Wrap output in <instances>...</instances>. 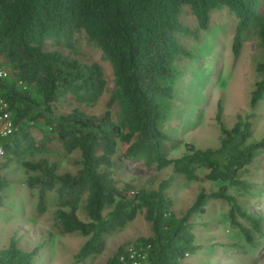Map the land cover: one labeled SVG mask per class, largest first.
Returning <instances> with one entry per match:
<instances>
[{"label":"trees","instance_id":"trees-1","mask_svg":"<svg viewBox=\"0 0 264 264\" xmlns=\"http://www.w3.org/2000/svg\"><path fill=\"white\" fill-rule=\"evenodd\" d=\"M264 0H0V110L7 113L9 129L0 132V163L16 158L24 172V184L34 190L35 209H45L46 193L54 192L53 226L60 233L77 232L84 238L73 253V262L100 253L104 235L122 227L142 211L149 233L123 240L106 255L102 264H186L192 253V215L203 211L208 198L228 204L226 215L243 239L253 244L251 231L262 235V216L248 213L228 192L230 186L245 189L238 171L251 160L253 151L264 153V136L251 138L252 111L235 113L226 126L216 100L214 121L218 128L215 146L198 147L183 142V150L172 157L162 151L167 135L159 127L167 116L179 69L176 55L184 53L174 35L192 33L179 19L182 6L195 16L197 28H205L209 8L225 6L237 20L231 52L237 55L241 34L253 27L258 45L264 49ZM83 30L100 49L112 73L106 107L89 113L73 106L55 112L52 104L69 94L76 102L91 104L105 88L100 65L79 61L57 48H43L46 39L59 43L73 31ZM254 69L257 77L249 91L250 107L264 93V53ZM114 104L115 110L110 106ZM34 131L39 139L34 138ZM55 140L71 152L76 150L75 170L57 171L54 160L43 155L44 141ZM26 156L24 157L23 155ZM139 162L156 169L169 166L186 180L202 177L218 181L216 188H200L187 206L176 213L166 192L168 178L155 186L120 184L114 170L124 163ZM8 179L0 170V191ZM1 203V192H0ZM81 212L82 216L79 215ZM235 215L246 221L239 224ZM36 246L26 250L11 235L0 247V264H31Z\"/></svg>","mask_w":264,"mask_h":264},{"label":"rangeland","instance_id":"rangeland-1","mask_svg":"<svg viewBox=\"0 0 264 264\" xmlns=\"http://www.w3.org/2000/svg\"><path fill=\"white\" fill-rule=\"evenodd\" d=\"M264 17V3L260 5ZM205 28H197L195 16L187 6H182L179 14L181 22L196 30L192 33L176 31L174 35L182 45L184 53L176 55L174 64L179 69L178 80L173 90V100L167 116L159 127L167 135L162 142V151L168 156H176L183 150V142L190 141L198 147L215 146L218 142V128L214 121L216 100H220L221 119L229 126L235 113L241 115L249 111L251 138L264 136V93L252 107L248 104L249 91L257 77L255 63L263 56L264 49L258 45L255 29L250 27L241 34V44L236 56L231 52V38L237 17L225 6L208 9ZM42 47L57 48L63 53L83 62H97L102 70L105 88L91 104L76 102L72 96H60L52 104L55 112L69 110L77 106L89 113H99L106 107L109 89L112 86V73L108 61L100 49L87 38L83 30L73 31L59 43L46 39ZM110 109L115 110L112 104ZM4 121L0 120V130ZM34 138L39 134L34 131ZM41 141V140H40ZM41 150L32 157L43 155L54 160L56 170L73 172L78 152L65 151L55 140L44 141ZM0 153V163L2 161ZM24 157L26 156L23 155ZM1 172L8 179L3 187L0 203V247L13 235L17 245L29 250L36 246L31 264H102L104 258L123 240L136 235L149 233L148 222L141 210L125 224L104 235V245L100 253L88 255L84 260L73 262V253L83 240L77 232L60 233L53 226L52 210L54 192L46 193L45 209H35L34 190L24 184V172L16 158L2 165ZM203 170L197 168L199 178L186 180L182 175L171 172L169 166L156 169L139 162L124 163L114 170V177L120 184L131 181L134 185L155 186L161 178H168L166 192L172 199L176 213L182 211L194 194L203 188L205 191L216 188L218 181L202 177ZM237 177L248 185L245 189L230 186L228 192L250 214L262 216V235L251 231L253 244L247 243L238 227L228 220V204L221 198H208L203 211L192 215V253L182 261L186 264H264V153L261 148L253 151L251 160L238 171ZM79 215L82 216L81 212ZM235 220L244 226L246 221L238 215Z\"/></svg>","mask_w":264,"mask_h":264},{"label":"built area","instance_id":"built-area-1","mask_svg":"<svg viewBox=\"0 0 264 264\" xmlns=\"http://www.w3.org/2000/svg\"><path fill=\"white\" fill-rule=\"evenodd\" d=\"M5 73H6L5 69H3L0 66V75H5ZM7 116L8 115L6 112L0 110V120L4 121L3 126L0 130L1 133L8 131V129H9V120H8ZM0 153H2L1 147H0ZM131 264H147V263L144 261H139V260L133 259V260H131Z\"/></svg>","mask_w":264,"mask_h":264}]
</instances>
